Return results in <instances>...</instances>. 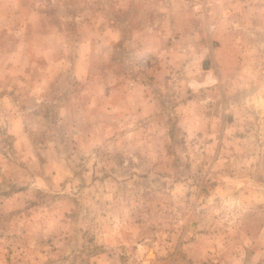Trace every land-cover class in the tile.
I'll return each mask as SVG.
<instances>
[{"label": "rangeland", "instance_id": "374dc122", "mask_svg": "<svg viewBox=\"0 0 264 264\" xmlns=\"http://www.w3.org/2000/svg\"><path fill=\"white\" fill-rule=\"evenodd\" d=\"M0 264H264V0H0Z\"/></svg>", "mask_w": 264, "mask_h": 264}]
</instances>
